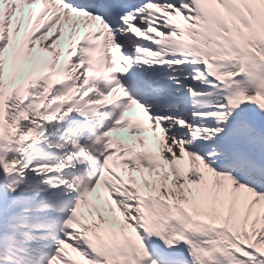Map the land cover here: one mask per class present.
<instances>
[{
    "label": "snow or ice",
    "instance_id": "1",
    "mask_svg": "<svg viewBox=\"0 0 264 264\" xmlns=\"http://www.w3.org/2000/svg\"><path fill=\"white\" fill-rule=\"evenodd\" d=\"M0 264H264V0H0Z\"/></svg>",
    "mask_w": 264,
    "mask_h": 264
}]
</instances>
